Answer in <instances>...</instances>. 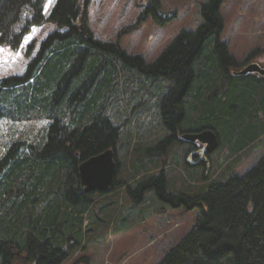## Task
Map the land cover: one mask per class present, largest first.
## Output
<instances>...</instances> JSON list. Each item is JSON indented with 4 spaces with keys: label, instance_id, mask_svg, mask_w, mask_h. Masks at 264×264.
Returning <instances> with one entry per match:
<instances>
[{
    "label": "trees",
    "instance_id": "16d2710c",
    "mask_svg": "<svg viewBox=\"0 0 264 264\" xmlns=\"http://www.w3.org/2000/svg\"><path fill=\"white\" fill-rule=\"evenodd\" d=\"M224 2L203 4L196 30H182L147 64L94 39L80 0H57L48 17L56 29L23 76L0 84V120L34 126L0 159V264H64L92 225L106 226L113 199L99 208L106 218L93 215L83 230L106 195L84 192L79 166L108 150L116 163L108 193L126 187L135 205L153 194L170 209L200 210L158 264H264V156L236 174L264 137V76H232L236 62L220 40ZM45 3L0 0V42L17 49L44 22ZM158 12L147 11L156 24ZM206 131L217 136L220 155L227 149L220 163L211 162L216 151L206 155L183 138ZM182 144L169 166L167 153ZM178 176L182 185L170 191L169 178ZM132 218L128 212L115 229Z\"/></svg>",
    "mask_w": 264,
    "mask_h": 264
},
{
    "label": "rangeland",
    "instance_id": "374dc122",
    "mask_svg": "<svg viewBox=\"0 0 264 264\" xmlns=\"http://www.w3.org/2000/svg\"><path fill=\"white\" fill-rule=\"evenodd\" d=\"M80 1L83 3L81 6L83 16L86 15L87 19L86 27L94 39L118 43L120 49L127 55L140 56L147 64L153 63L161 56L182 30H196L203 22L202 6L208 2V0H155L152 2L155 7L149 0ZM56 2L57 0H54L48 7L47 14L44 12V22L34 25L17 49L0 42V47L4 49L0 52V84L5 79L23 76L41 42L56 29L54 23L48 20L49 12ZM149 8L157 9L158 13L163 15L159 18L160 23L156 24L152 13H147ZM220 16L223 24L220 40L225 42L227 53L236 62V67L232 71L238 69L242 71L244 66L264 63V0H225L220 8ZM130 27L132 30L126 31ZM1 120L0 159L7 154L10 145L21 140L23 133L32 131L34 127L28 123L13 124L6 118ZM127 137L128 134L123 138L124 145ZM257 144V150L238 167L236 174L243 175L264 156V137L258 140ZM186 147L185 144L172 147L167 153V164L171 166L169 160L172 159L174 151H182ZM226 154V148L221 155L219 150L216 151L211 162L220 163ZM170 171L166 172L168 177ZM181 173L186 178L185 172ZM181 177L178 176L175 180L169 178L170 191L172 186L182 185ZM190 185L195 183L191 181ZM126 191V187H122L114 193H105L104 197L98 196L99 206L93 209L91 218L86 219L84 231L89 230L95 215L105 214L106 210L99 208L105 207L109 200L113 199V205L117 209H107L109 221L107 220L106 226L97 228L92 225L88 233L89 239L87 237L82 239L81 248L72 250L64 264H158L168 251L190 232L200 215L199 209L189 212L169 209L157 202L153 194H148L149 197L143 205H135ZM128 212H133L135 218L127 222L121 230H116L119 220L125 218ZM136 214H139V217Z\"/></svg>",
    "mask_w": 264,
    "mask_h": 264
},
{
    "label": "water",
    "instance_id": "95a60500",
    "mask_svg": "<svg viewBox=\"0 0 264 264\" xmlns=\"http://www.w3.org/2000/svg\"><path fill=\"white\" fill-rule=\"evenodd\" d=\"M261 71L259 66H249L237 75L246 76L249 73ZM186 141H199L206 145V152L211 153L218 148V138L210 131L203 132L197 135L183 136ZM116 176L115 153L113 150H108L105 153L93 157L79 166L80 183L84 187L85 193L99 191L101 193L108 192L112 188L113 181Z\"/></svg>",
    "mask_w": 264,
    "mask_h": 264
},
{
    "label": "snow or ice",
    "instance_id": "6c2138e0",
    "mask_svg": "<svg viewBox=\"0 0 264 264\" xmlns=\"http://www.w3.org/2000/svg\"><path fill=\"white\" fill-rule=\"evenodd\" d=\"M53 3H54V0H47V3L44 6V12H45V14H47L48 7L50 5H52ZM33 31H35V29H33ZM3 51H4V49L2 47H0V52H3Z\"/></svg>",
    "mask_w": 264,
    "mask_h": 264
},
{
    "label": "flooded vegetation",
    "instance_id": "af4514ba",
    "mask_svg": "<svg viewBox=\"0 0 264 264\" xmlns=\"http://www.w3.org/2000/svg\"><path fill=\"white\" fill-rule=\"evenodd\" d=\"M262 66H264V64L262 65ZM246 66H244V67H242V69H244ZM238 71H240V69H238L237 71H233V74H237L238 73ZM259 73H257L256 75H258ZM261 74H259L258 76H260ZM250 76H252V75H248V76H245V77H247V78H249ZM236 78H239V77H236ZM199 145H201V143H198Z\"/></svg>",
    "mask_w": 264,
    "mask_h": 264
}]
</instances>
